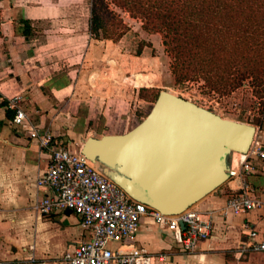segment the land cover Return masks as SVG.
I'll list each match as a JSON object with an SVG mask.
<instances>
[{"label": "crops", "instance_id": "crops-1", "mask_svg": "<svg viewBox=\"0 0 264 264\" xmlns=\"http://www.w3.org/2000/svg\"><path fill=\"white\" fill-rule=\"evenodd\" d=\"M122 16L129 26L139 25L127 13ZM89 17L90 0H0V93L22 94L29 121L39 131L49 130L56 142L73 152L87 137L105 134L93 133L102 124L97 116L106 117L107 101L122 90L115 77L121 51L111 39L91 36ZM20 18L33 26L28 37L14 30ZM135 77L129 84L133 89L150 86L151 78L149 84L138 85ZM132 91L133 95L124 96L129 112L131 100L138 98V91ZM13 113L0 105V260L64 264V254L72 252L83 236L80 217L67 208L47 214L36 210V204L50 193L37 178L48 167L51 152L29 137L27 129L11 123ZM255 127V137L264 148V124ZM232 156L239 157L231 152L228 164ZM252 163L249 181L254 194L262 197L264 158L253 157ZM236 188L237 182L227 179L189 207L202 219L209 217L212 224L209 236L199 240L193 251H185L172 231L159 227L150 216L141 218L132 245L154 256L153 264H264V251L240 252L241 244L253 239L244 224L256 232L254 240L264 238V208L226 210L227 195ZM111 246L131 247L116 242Z\"/></svg>", "mask_w": 264, "mask_h": 264}, {"label": "built area", "instance_id": "built-area-1", "mask_svg": "<svg viewBox=\"0 0 264 264\" xmlns=\"http://www.w3.org/2000/svg\"><path fill=\"white\" fill-rule=\"evenodd\" d=\"M23 102L20 93L9 97L0 93V105L14 112L11 123L27 129L29 137L37 138L41 145L50 148L49 165L37 178V183L50 193L35 208L45 214L67 208L80 217L83 236L72 252L64 254V264H153L154 256L132 245L144 216H150L159 227L172 231L175 240L187 252L209 236L212 228L209 217L202 219L189 208L179 215H165L131 198L102 171L97 161L90 160L80 150L70 151L61 141L56 142L49 130L39 131L29 121ZM236 154L239 157L230 158L227 174L228 180L237 182V188L227 195L225 209L240 213L264 208V196L254 194L249 181L253 157L264 158L262 143L254 137L246 153ZM179 219L184 222L183 229L178 224ZM243 227L253 239L242 243L240 252L264 251V238L254 240L256 232L247 224ZM114 242L131 247L113 248ZM0 264L18 263L0 260Z\"/></svg>", "mask_w": 264, "mask_h": 264}, {"label": "water", "instance_id": "water-1", "mask_svg": "<svg viewBox=\"0 0 264 264\" xmlns=\"http://www.w3.org/2000/svg\"><path fill=\"white\" fill-rule=\"evenodd\" d=\"M255 133L251 123L162 89L131 129L89 136L80 152L131 198L175 216L228 179L229 153H246Z\"/></svg>", "mask_w": 264, "mask_h": 264}, {"label": "trees", "instance_id": "trees-1", "mask_svg": "<svg viewBox=\"0 0 264 264\" xmlns=\"http://www.w3.org/2000/svg\"><path fill=\"white\" fill-rule=\"evenodd\" d=\"M124 12L141 30L160 34L175 86L201 80L208 92L225 95L249 79L264 91V0H90L91 36L118 40L129 30ZM14 30L28 37L33 26L20 18ZM146 45L139 41L137 54ZM140 90L153 101L160 91L147 98L149 88Z\"/></svg>", "mask_w": 264, "mask_h": 264}, {"label": "rangeland", "instance_id": "rangeland-1", "mask_svg": "<svg viewBox=\"0 0 264 264\" xmlns=\"http://www.w3.org/2000/svg\"><path fill=\"white\" fill-rule=\"evenodd\" d=\"M110 7L115 8L113 5H110ZM135 21L139 22L138 20ZM141 40H147L150 45L144 46L141 52L137 54V45ZM114 42H116V46L121 51V58L116 64L115 77L119 78L116 81L119 83L116 84L122 90L119 96L107 101L106 117L97 116V122L102 124L97 127L99 129L96 128L97 132L93 131V133L100 135L101 133L110 134L116 129L123 130L138 123L148 113L154 101L141 98L139 96L142 93L140 87L133 89L131 86L134 85H129L132 84L131 80L135 74H148L147 76L151 78L150 86L147 87L149 90L143 92L147 98L153 97V94L158 92V90L165 89L210 109L222 117L258 126L264 124V91L255 92V88L251 85L249 79L245 80L243 85L225 95L208 92L207 89L203 88L201 80L189 81L175 86L169 67L170 58L164 51L159 33H147L141 30L138 24L134 25V23H131L129 30ZM107 64L110 63L106 60ZM132 90L138 91V98H135L137 100H131L132 105H130L133 109L129 112V101L124 102V98L129 93L133 95ZM125 104L126 112L121 115V109ZM131 114L136 116V118H131Z\"/></svg>", "mask_w": 264, "mask_h": 264}, {"label": "bare ground", "instance_id": "bare-ground-1", "mask_svg": "<svg viewBox=\"0 0 264 264\" xmlns=\"http://www.w3.org/2000/svg\"><path fill=\"white\" fill-rule=\"evenodd\" d=\"M135 74V73H134ZM150 74V73H149ZM152 74V73H151ZM136 75V74H135ZM135 75H133L135 77ZM148 75V74H147ZM136 84L141 85V84H149L150 83V77L146 75H141L137 74L135 77ZM134 81V82H135ZM135 84V83H134Z\"/></svg>", "mask_w": 264, "mask_h": 264}]
</instances>
